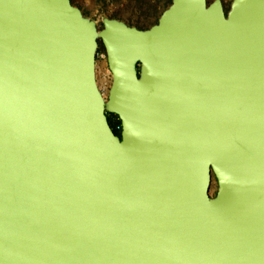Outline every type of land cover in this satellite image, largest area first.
<instances>
[{"label":"water","instance_id":"obj_1","mask_svg":"<svg viewBox=\"0 0 264 264\" xmlns=\"http://www.w3.org/2000/svg\"><path fill=\"white\" fill-rule=\"evenodd\" d=\"M0 264H264V0H0Z\"/></svg>","mask_w":264,"mask_h":264},{"label":"rangeland","instance_id":"obj_2","mask_svg":"<svg viewBox=\"0 0 264 264\" xmlns=\"http://www.w3.org/2000/svg\"><path fill=\"white\" fill-rule=\"evenodd\" d=\"M81 0H73L72 2L80 4L84 7ZM172 0H111L108 2L116 12L110 13L111 15H120L125 22L130 25L137 26L141 29L149 28L151 25L155 24L159 19L162 12L171 4ZM209 3L214 0H208ZM227 10L230 9L232 0H222ZM73 3V4H74ZM75 5V4H74ZM77 6V5H76ZM79 7V6H78ZM83 11V10H82ZM94 14V13H93ZM97 21L99 25L102 24V17L100 14H94L90 17ZM99 51H103L101 48ZM101 60H99V63ZM97 69V80L99 87L105 96L108 95L110 84L108 83L105 88V77L104 73H107V69ZM112 81V78H111ZM119 119L116 116H112V121L117 122ZM218 184L215 178H213L211 185V195L215 196L217 192Z\"/></svg>","mask_w":264,"mask_h":264},{"label":"crops","instance_id":"obj_3","mask_svg":"<svg viewBox=\"0 0 264 264\" xmlns=\"http://www.w3.org/2000/svg\"><path fill=\"white\" fill-rule=\"evenodd\" d=\"M81 1L83 2L84 7H82L80 4H76L74 2L73 3L79 6L83 10V12L89 17H93L94 14H100L104 18L110 17V18H117L123 20V18L120 15L110 14L116 12V10L113 9L112 6L111 5L109 6L108 4V2H110L111 0H81ZM99 67H101L100 69H107V73H104V77L106 79L105 88L107 87L108 83L110 84L111 87L112 75L109 71L107 61H101L100 63L97 61V69H99Z\"/></svg>","mask_w":264,"mask_h":264},{"label":"trees","instance_id":"obj_4","mask_svg":"<svg viewBox=\"0 0 264 264\" xmlns=\"http://www.w3.org/2000/svg\"><path fill=\"white\" fill-rule=\"evenodd\" d=\"M111 126H112L113 130L115 131V133L120 136V133H121V129H120L121 123H120V121L119 120L117 122H113L112 121L111 122Z\"/></svg>","mask_w":264,"mask_h":264},{"label":"built area","instance_id":"obj_5","mask_svg":"<svg viewBox=\"0 0 264 264\" xmlns=\"http://www.w3.org/2000/svg\"><path fill=\"white\" fill-rule=\"evenodd\" d=\"M99 60L101 61H107L106 55L104 51H99L97 54V61L99 62Z\"/></svg>","mask_w":264,"mask_h":264},{"label":"flooded vegetation","instance_id":"obj_6","mask_svg":"<svg viewBox=\"0 0 264 264\" xmlns=\"http://www.w3.org/2000/svg\"><path fill=\"white\" fill-rule=\"evenodd\" d=\"M112 116H115V115H108V118H109V122H110V124H111V122H112Z\"/></svg>","mask_w":264,"mask_h":264},{"label":"bare ground","instance_id":"obj_7","mask_svg":"<svg viewBox=\"0 0 264 264\" xmlns=\"http://www.w3.org/2000/svg\"><path fill=\"white\" fill-rule=\"evenodd\" d=\"M99 84V83H98Z\"/></svg>","mask_w":264,"mask_h":264}]
</instances>
